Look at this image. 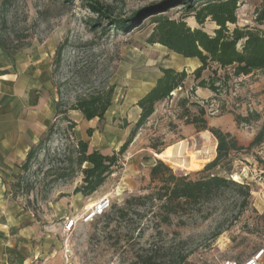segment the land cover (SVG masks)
I'll list each match as a JSON object with an SVG mask.
<instances>
[{"label": "rangeland", "instance_id": "obj_1", "mask_svg": "<svg viewBox=\"0 0 264 264\" xmlns=\"http://www.w3.org/2000/svg\"><path fill=\"white\" fill-rule=\"evenodd\" d=\"M99 1L112 6L114 17L131 20L136 13L166 0ZM260 8L261 0H242L237 11L238 23L228 25L229 29L264 31V24L256 22ZM184 14L182 7L165 13L176 20ZM98 19L82 0H0V47L3 54L7 52L12 58L34 52L52 53L53 85L61 111L69 110L77 99L113 85L116 87L113 102L123 104L127 98L131 100V85L145 81L155 87L163 69L186 71L188 77L182 88L156 104L152 117L120 156V164L91 196L75 194L83 175L73 173L75 168L67 160L76 144L60 125L29 172L18 166L6 172L1 177L7 188L2 197L6 203L0 208L3 241L0 252L11 260H23L16 264L30 262L35 256L46 264H141L140 257L148 249L160 250L158 254L163 255V249L172 247L189 254L186 264L227 261L244 264L264 250V143L232 153L229 166L221 164V168L200 174L215 160L218 141L208 130L197 131L191 122L204 109V119L210 128L231 133L239 145L248 147L264 127V72L230 77L222 83L217 80L220 90L214 93L197 86L199 81L195 80L194 72L201 66L198 59H187L162 45L148 44L154 28L149 15L132 24L129 33L113 27L108 20H102L103 27H94ZM187 22L192 29L203 28L210 35L218 29L210 20L202 27L194 18H188ZM61 45L64 46L62 62L56 66V53ZM214 71H218L217 76ZM230 73V69L211 65L202 79L212 82ZM251 113H258L260 120L237 123L238 115ZM116 120L117 126H127V120ZM134 129L136 124L130 134L119 136L117 145L102 147L100 152L118 153ZM204 132L210 133L217 145L214 157L203 162L201 169L177 170L156 157L181 141L190 144L191 152L203 149ZM158 160L177 176H189L193 180L220 174L235 181L233 177L238 175L235 182L243 185V189L233 187L212 201L188 205L173 216L169 225L160 224L161 202L126 204L133 197L150 195L159 185L152 184L150 177ZM104 197L111 200L112 207L107 212L111 217L100 216L85 223L82 217L91 209L88 207ZM121 209H126L124 218L119 213ZM68 219L79 222L72 232L65 233ZM11 245H16L15 252H11Z\"/></svg>", "mask_w": 264, "mask_h": 264}, {"label": "trees", "instance_id": "obj_2", "mask_svg": "<svg viewBox=\"0 0 264 264\" xmlns=\"http://www.w3.org/2000/svg\"><path fill=\"white\" fill-rule=\"evenodd\" d=\"M87 8L96 13L99 19L94 23V27L102 25V20H108L112 26L125 33L131 32V25L140 22L145 16L153 18L154 28L148 38V44H159L166 47L169 51L183 56L187 59H198L201 66L194 72L195 80L199 81V88L209 89L214 93L220 90L215 81L226 82L230 77L240 78L250 76L256 72H264V31L252 30L249 28L235 27L230 30L228 25L238 23L237 11L242 0H166L155 4L150 9L138 12L131 20L122 19L113 16L112 6L105 5L99 0H82ZM205 1V2H203ZM262 8L256 12V22L259 25L264 24V0ZM182 7L184 16L179 20L167 17L165 13L174 8ZM188 18H194L199 26H203L207 20L214 22L218 29L214 35H210L203 28L192 29L187 22ZM64 46L57 49L55 65L59 66L62 62ZM211 65H217L222 70L230 69L231 73L223 78L214 79L212 82L202 79L203 73ZM218 71H214L215 76ZM163 76L158 80L157 85L142 98L138 106L141 114L136 129L132 132L131 138L127 141L118 153L112 152L104 154L92 149L88 142L79 141L72 155L68 157L74 172H80L83 175L82 184L75 189V194L91 196L104 185L113 169L120 164V156L125 154L132 143L133 137L141 129L155 112L157 103L170 97L175 91L183 87L188 74L186 71L177 72L173 69H163ZM116 87L108 86L102 90L81 97L69 108V110L59 111L60 114L67 115L70 111L80 112L83 117L91 121L98 118L104 120L106 113L113 105ZM205 111L201 109L200 117L194 119L191 124L196 125L197 131H210L218 141L217 156L213 162L208 164L204 172L213 168H221L230 165L232 153L247 151L264 143V127L255 136L248 147L239 145L238 140L231 134L225 133L220 129L210 128L204 119ZM67 119V117H65ZM253 118L260 120L258 113H251L247 116L238 115L236 121L238 124H251ZM69 129L66 131L71 135L75 123L67 119ZM56 134L55 126L47 133L41 142L32 147L29 151L22 170L29 172L32 164L36 160L39 152L44 145L51 142ZM92 131H89V135ZM225 163V164H224ZM228 170V169H227ZM152 184L158 183L150 195L133 197L126 202L127 205L140 203L142 201L157 200L161 202L160 211L162 214L160 224L169 225L172 218L178 215L180 210L186 206L197 204L203 201H212L220 197L226 190L233 187L243 189V185L232 181L220 174H211L200 176L198 179H191L189 176H177L172 169L162 161H157L150 171ZM116 209V207H114ZM126 209L119 210L121 217L124 218ZM102 216L109 219L110 214ZM163 255L158 254L153 248L148 249L145 255L140 257L141 264H186L189 254H184L172 247L163 249Z\"/></svg>", "mask_w": 264, "mask_h": 264}, {"label": "crops", "instance_id": "obj_3", "mask_svg": "<svg viewBox=\"0 0 264 264\" xmlns=\"http://www.w3.org/2000/svg\"><path fill=\"white\" fill-rule=\"evenodd\" d=\"M2 50L0 47V208L6 203L2 197L7 188L1 177L15 166L21 168L31 148L37 146L52 127L60 125L68 131L67 119H70L75 123L71 132L75 144L89 142L96 151H101L102 147H114L120 142L121 134L131 133L141 114L137 105L154 87L145 81L131 85V100L127 98L123 104L113 102L102 121L98 118L88 121L77 111H70L65 116L59 113L61 110L53 85L52 53L34 52L12 58ZM116 119L127 120V126H117ZM89 130L93 131L91 135ZM1 244L3 241L0 240ZM15 246H9L11 252H15ZM19 261L0 252V264ZM259 264H264V257Z\"/></svg>", "mask_w": 264, "mask_h": 264}, {"label": "bare ground", "instance_id": "obj_4", "mask_svg": "<svg viewBox=\"0 0 264 264\" xmlns=\"http://www.w3.org/2000/svg\"><path fill=\"white\" fill-rule=\"evenodd\" d=\"M201 137L205 142L203 149H195L191 152L192 147H190V144L187 141H181L176 145L166 148L161 153L156 154V157L177 170H199L202 168L203 162L210 161L214 157L217 145L215 138L210 133L204 132ZM233 178V180L238 181V175H235ZM93 206L90 205L88 208H92Z\"/></svg>", "mask_w": 264, "mask_h": 264}, {"label": "built area", "instance_id": "obj_5", "mask_svg": "<svg viewBox=\"0 0 264 264\" xmlns=\"http://www.w3.org/2000/svg\"><path fill=\"white\" fill-rule=\"evenodd\" d=\"M112 207L111 200L108 197H104L100 199L98 202L94 204V206L87 210L82 217L83 221L85 223H90L94 221L96 218L102 216L103 214L107 213ZM79 222V219H68L65 223L64 226V232L65 233H70L72 232L77 224ZM264 255V250L259 251L255 256H253L251 259L246 261L244 264H259L261 261L262 257ZM28 264H46L39 256L35 257L34 260ZM223 264H236L235 262L232 261H227Z\"/></svg>", "mask_w": 264, "mask_h": 264}]
</instances>
